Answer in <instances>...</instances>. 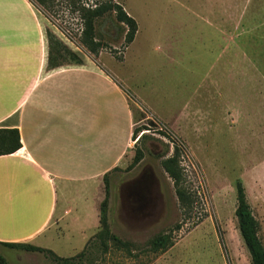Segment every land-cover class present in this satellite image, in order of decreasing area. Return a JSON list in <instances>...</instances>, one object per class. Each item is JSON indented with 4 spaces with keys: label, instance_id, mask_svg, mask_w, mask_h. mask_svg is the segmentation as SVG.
Listing matches in <instances>:
<instances>
[{
    "label": "rangeland",
    "instance_id": "obj_1",
    "mask_svg": "<svg viewBox=\"0 0 264 264\" xmlns=\"http://www.w3.org/2000/svg\"><path fill=\"white\" fill-rule=\"evenodd\" d=\"M29 1L47 29L92 54L72 1L105 0H56L50 8ZM113 1L138 30L123 48L127 27L114 15L98 18L97 39L108 45L98 58L125 89L135 127L148 128L138 133L144 157L128 168L133 138L132 159L107 178L109 233L95 237L100 228L71 264H251L236 184L245 187L264 243V0ZM174 142L196 197L190 212L161 164ZM0 255L8 264H59L21 245L0 244Z\"/></svg>",
    "mask_w": 264,
    "mask_h": 264
},
{
    "label": "crops",
    "instance_id": "obj_2",
    "mask_svg": "<svg viewBox=\"0 0 264 264\" xmlns=\"http://www.w3.org/2000/svg\"><path fill=\"white\" fill-rule=\"evenodd\" d=\"M47 30L29 0H0V128L22 145L0 155V242L69 258L101 228L105 176L132 159L135 117L98 56Z\"/></svg>",
    "mask_w": 264,
    "mask_h": 264
},
{
    "label": "trees",
    "instance_id": "obj_3",
    "mask_svg": "<svg viewBox=\"0 0 264 264\" xmlns=\"http://www.w3.org/2000/svg\"><path fill=\"white\" fill-rule=\"evenodd\" d=\"M43 6L50 8L49 4H54L56 0H37ZM74 10L80 14L82 19V33L80 41L81 43L95 56H98L102 48H107L108 45L104 44L101 40L97 39L96 36V22L97 19L107 14L108 16L114 15L115 19L121 24L127 27L125 40L123 43V48L129 45L135 38L138 24L136 20L127 13L124 7L113 0H105L102 2L94 3L93 5H83V3L72 1ZM109 16V17H110ZM49 41L52 42L54 38L58 39L56 35L51 31L47 30ZM63 45V44H62ZM110 48V47H109ZM123 48L121 50H123ZM63 50L71 55L73 60L81 62V59L77 54L69 50L65 45H63ZM120 50V51H121ZM117 59H122V54H116ZM148 129L147 127H135L133 132V138L136 140L135 143V156L133 162L128 168L136 166L144 157V151L138 146L139 142L144 138L145 133L138 136L139 132ZM21 137L20 132L17 128H0V155L12 154L21 148ZM174 150L170 156L162 159L161 164L165 172L172 179L175 187V192L180 204V207L185 212H190L193 210L196 197L193 191L186 185V177L184 173V168L181 163V145L174 142ZM118 169V168H116ZM108 175L105 176V182L107 185ZM107 190V186H106ZM237 191V207L236 216L238 219V226L243 238V241L251 255V264H264V243L259 235L260 223L255 217L251 205L247 199V194L245 187L241 181L236 184ZM107 197L102 203V215H101V230L96 236H104L109 232L106 230L107 227L104 223V206L107 202ZM179 228V227H178ZM115 239V237H114ZM0 244H11V245H21L26 251L30 252H41L45 256L51 258L52 260L58 262L59 264H71V261L75 260L77 256L84 255L87 247L77 256L64 258L55 254L52 250L34 246L31 244L23 243H2ZM153 246L157 247V241L152 243ZM169 246V245H168ZM166 247V246H162ZM164 248L163 250H165ZM0 264H8L6 260L0 255Z\"/></svg>",
    "mask_w": 264,
    "mask_h": 264
}]
</instances>
